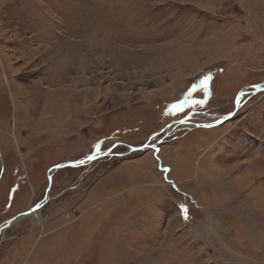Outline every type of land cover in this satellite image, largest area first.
<instances>
[{
  "label": "rangeland",
  "instance_id": "obj_1",
  "mask_svg": "<svg viewBox=\"0 0 264 264\" xmlns=\"http://www.w3.org/2000/svg\"><path fill=\"white\" fill-rule=\"evenodd\" d=\"M44 197L0 264H264V0H0V225Z\"/></svg>",
  "mask_w": 264,
  "mask_h": 264
},
{
  "label": "water",
  "instance_id": "obj_2",
  "mask_svg": "<svg viewBox=\"0 0 264 264\" xmlns=\"http://www.w3.org/2000/svg\"><path fill=\"white\" fill-rule=\"evenodd\" d=\"M232 113H233V111H232L231 113L227 114V115H220L221 118H219L218 120H216V122H212V123H210V122H209V123H202V124H200V125H202V126H212V124H217L218 122H220L221 120H223V117H224V118H225V117L227 118V117L230 116ZM216 115H217V114H216ZM207 116H211V117H213V118L215 117L213 113H212V115H207ZM220 119H221V120H220ZM173 123H176V124H183V123H186V121H185V120H178V121L173 122ZM173 123H172V124H173ZM169 125H170V124H168L167 126H169ZM163 130H166V128H164ZM145 147H146V146H145ZM141 149L143 150L144 147H140V146H128V152L131 151V150H141ZM102 154H104V153H96V154L93 153V154H91L90 156H95V158H97L99 155H102ZM88 157H89V156H88ZM88 157H87L86 159L82 160V161H75V162H71V163H61V164H59V165H77V164H82L83 162H85V160H86V161L89 160ZM95 158H94V159H95ZM91 160H92V159H91ZM56 168H58V165L54 166L51 170L56 169ZM48 176L50 177V174H49ZM46 199H47V197H44V199H43L40 203H38L37 205H39V207H40ZM37 205H35V206L29 208L28 211H25L23 214L18 215V216H16V217H13V218L8 219V220H6L5 222H3V223L0 225V235H1V233L3 232V230L6 229L7 227H9L11 224H13V222L17 221V220L20 219L21 217H24V216L30 214L31 212L36 211L37 209H39V207H37Z\"/></svg>",
  "mask_w": 264,
  "mask_h": 264
},
{
  "label": "snow or ice",
  "instance_id": "obj_3",
  "mask_svg": "<svg viewBox=\"0 0 264 264\" xmlns=\"http://www.w3.org/2000/svg\"><path fill=\"white\" fill-rule=\"evenodd\" d=\"M208 79H209V78L206 76V77H204V80L201 81V84L204 85L203 91L205 92V94H206V92H207V85H206L205 82H206ZM196 87H198V86H197V85H193V86H192V89H190V90L188 91L187 95L184 97L183 100H179V101H177L176 103L172 104V105L170 106V109H169L168 114H169V115L173 114V113H172V109H175V110L178 111V112H179V111H182L183 108H184V106L187 105V104H189V100H190V98H191V96H192V92L196 89ZM202 103H204V101H202V100H200V101H195V100H193V101H192V104H193V105H195V104H202ZM96 147H97V150H99L100 146L97 145ZM94 158H95V156H89V157H88L89 160L94 159ZM37 207H39V205H37Z\"/></svg>",
  "mask_w": 264,
  "mask_h": 264
},
{
  "label": "bare ground",
  "instance_id": "obj_4",
  "mask_svg": "<svg viewBox=\"0 0 264 264\" xmlns=\"http://www.w3.org/2000/svg\"><path fill=\"white\" fill-rule=\"evenodd\" d=\"M187 123V122H186ZM177 125H179V124H177ZM200 125V124H199ZM89 161V160H88ZM234 168V167H233ZM224 182V181H223ZM228 182V181H227ZM228 187H226V188H229V191L227 192V193H230L232 196H234L235 195V193L232 191V188H230V186L229 185H227ZM34 212V211H33ZM33 212H31V216L32 215H38V214H34ZM30 215V214H29ZM21 218H23V217H21ZM20 218V219H21Z\"/></svg>",
  "mask_w": 264,
  "mask_h": 264
},
{
  "label": "flooded vegetation",
  "instance_id": "obj_5",
  "mask_svg": "<svg viewBox=\"0 0 264 264\" xmlns=\"http://www.w3.org/2000/svg\"><path fill=\"white\" fill-rule=\"evenodd\" d=\"M52 169V168H51ZM53 170H50V172H52Z\"/></svg>",
  "mask_w": 264,
  "mask_h": 264
}]
</instances>
